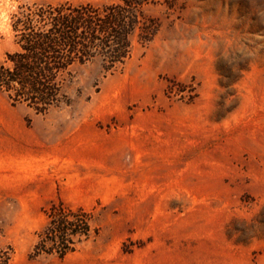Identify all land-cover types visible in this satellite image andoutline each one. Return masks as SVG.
I'll return each mask as SVG.
<instances>
[{
    "label": "rangeland",
    "instance_id": "1",
    "mask_svg": "<svg viewBox=\"0 0 264 264\" xmlns=\"http://www.w3.org/2000/svg\"><path fill=\"white\" fill-rule=\"evenodd\" d=\"M4 0L0 62L16 49ZM112 71L71 69L43 114L0 91V264H264V0H150ZM87 213L63 258L30 257L45 211Z\"/></svg>",
    "mask_w": 264,
    "mask_h": 264
},
{
    "label": "trees",
    "instance_id": "2",
    "mask_svg": "<svg viewBox=\"0 0 264 264\" xmlns=\"http://www.w3.org/2000/svg\"><path fill=\"white\" fill-rule=\"evenodd\" d=\"M149 1L19 6L10 22L16 49L5 52L0 62V91L11 104H24L39 114L68 104L63 84L74 66L99 58L105 71L115 70L130 57L131 38L137 30L141 42L151 39L155 28L144 26L140 11ZM45 214L47 224L37 234L30 257L63 258L91 235L87 213L81 208L58 201Z\"/></svg>",
    "mask_w": 264,
    "mask_h": 264
},
{
    "label": "clouds",
    "instance_id": "3",
    "mask_svg": "<svg viewBox=\"0 0 264 264\" xmlns=\"http://www.w3.org/2000/svg\"><path fill=\"white\" fill-rule=\"evenodd\" d=\"M4 3V0H0V4Z\"/></svg>",
    "mask_w": 264,
    "mask_h": 264
}]
</instances>
